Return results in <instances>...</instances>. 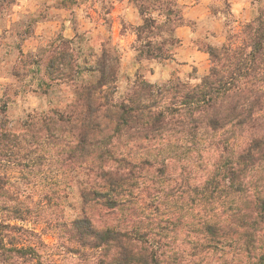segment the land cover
I'll list each match as a JSON object with an SVG mask.
<instances>
[{"label": "clouds", "instance_id": "1", "mask_svg": "<svg viewBox=\"0 0 264 264\" xmlns=\"http://www.w3.org/2000/svg\"><path fill=\"white\" fill-rule=\"evenodd\" d=\"M0 264H264V0H0Z\"/></svg>", "mask_w": 264, "mask_h": 264}]
</instances>
